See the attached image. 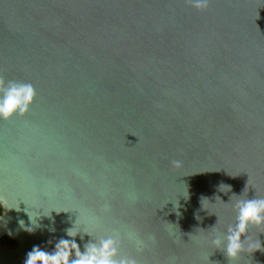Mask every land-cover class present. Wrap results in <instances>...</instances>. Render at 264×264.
I'll use <instances>...</instances> for the list:
<instances>
[{"label": "water", "instance_id": "water-1", "mask_svg": "<svg viewBox=\"0 0 264 264\" xmlns=\"http://www.w3.org/2000/svg\"><path fill=\"white\" fill-rule=\"evenodd\" d=\"M0 78L36 93L0 120V264L74 226L138 264H264V228L211 243L264 198V0H0Z\"/></svg>", "mask_w": 264, "mask_h": 264}, {"label": "clouds", "instance_id": "clouds-1", "mask_svg": "<svg viewBox=\"0 0 264 264\" xmlns=\"http://www.w3.org/2000/svg\"><path fill=\"white\" fill-rule=\"evenodd\" d=\"M197 10H204L208 6V0H189ZM35 89L30 83L9 80L5 82L0 78V120L8 121L13 117L27 114L35 99ZM180 166V161L173 162ZM227 187V186H226ZM230 189V187H228ZM235 196V195H234ZM202 200H207L202 199ZM236 210L235 223L229 225L223 233L218 234L212 241L217 249H222L227 257L236 261L242 253H250L260 250L261 243L253 242L249 235L250 229L264 228V198L240 199L234 205ZM29 217V225L23 220L18 223L29 233L34 231L33 216L25 210ZM37 221L35 220V224ZM77 221L75 222L76 225ZM55 231V229H50ZM67 237L61 238L55 245L54 251H45L39 246H34L27 254L25 264H138L135 257L121 254V239L117 235H109L104 238L94 239L88 232L77 231L74 227L65 230ZM84 239V235L90 239L84 243L83 251L77 243L76 237ZM138 251L145 247V241L129 234Z\"/></svg>", "mask_w": 264, "mask_h": 264}, {"label": "flooded vegetation", "instance_id": "flooded-vegetation-1", "mask_svg": "<svg viewBox=\"0 0 264 264\" xmlns=\"http://www.w3.org/2000/svg\"><path fill=\"white\" fill-rule=\"evenodd\" d=\"M2 207L0 206V217L2 215ZM0 246L2 247H8V248H15L16 243L13 241V239L5 237L3 239H0Z\"/></svg>", "mask_w": 264, "mask_h": 264}]
</instances>
